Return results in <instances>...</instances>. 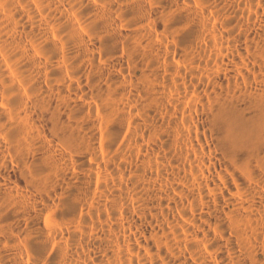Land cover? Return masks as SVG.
Here are the masks:
<instances>
[{"label": "bare ground", "instance_id": "1", "mask_svg": "<svg viewBox=\"0 0 264 264\" xmlns=\"http://www.w3.org/2000/svg\"><path fill=\"white\" fill-rule=\"evenodd\" d=\"M0 264H264V0H0Z\"/></svg>", "mask_w": 264, "mask_h": 264}]
</instances>
